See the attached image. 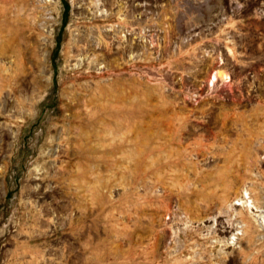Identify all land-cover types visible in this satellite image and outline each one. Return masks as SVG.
Here are the masks:
<instances>
[{
    "label": "rangeland",
    "instance_id": "obj_1",
    "mask_svg": "<svg viewBox=\"0 0 264 264\" xmlns=\"http://www.w3.org/2000/svg\"><path fill=\"white\" fill-rule=\"evenodd\" d=\"M0 264H264V0H0Z\"/></svg>",
    "mask_w": 264,
    "mask_h": 264
},
{
    "label": "bare ground",
    "instance_id": "obj_2",
    "mask_svg": "<svg viewBox=\"0 0 264 264\" xmlns=\"http://www.w3.org/2000/svg\"><path fill=\"white\" fill-rule=\"evenodd\" d=\"M216 74V73H215ZM219 74H220V76H222V77H225V78H227L228 77V75L226 74V73H224V72H219ZM214 78H216V75L214 76Z\"/></svg>",
    "mask_w": 264,
    "mask_h": 264
}]
</instances>
